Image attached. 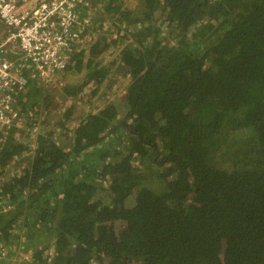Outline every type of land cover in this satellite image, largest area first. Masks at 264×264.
I'll return each instance as SVG.
<instances>
[{
    "label": "trees",
    "instance_id": "obj_1",
    "mask_svg": "<svg viewBox=\"0 0 264 264\" xmlns=\"http://www.w3.org/2000/svg\"><path fill=\"white\" fill-rule=\"evenodd\" d=\"M88 6L0 130L12 264H264V0ZM52 90L67 107L39 119Z\"/></svg>",
    "mask_w": 264,
    "mask_h": 264
},
{
    "label": "built area",
    "instance_id": "obj_2",
    "mask_svg": "<svg viewBox=\"0 0 264 264\" xmlns=\"http://www.w3.org/2000/svg\"><path fill=\"white\" fill-rule=\"evenodd\" d=\"M88 12V0H0L4 26L0 35V130L21 120L14 95L26 88L29 79L48 81L65 67L70 51L82 46L80 32L88 22ZM9 51L18 53V69L16 61L7 57ZM8 256L0 244V260Z\"/></svg>",
    "mask_w": 264,
    "mask_h": 264
},
{
    "label": "rangeland",
    "instance_id": "obj_3",
    "mask_svg": "<svg viewBox=\"0 0 264 264\" xmlns=\"http://www.w3.org/2000/svg\"><path fill=\"white\" fill-rule=\"evenodd\" d=\"M17 61H18V59H17ZM19 67H21L20 65H19ZM79 98H80V96H78ZM75 101H77L76 99H75ZM50 102H52V103H54L53 104V106H52V108L51 109H48V111H46V112H44V113H41V114H36V117L37 116H40V118L39 119H42V117H43V114H47L50 118H52V120H58V118H55V119H53V117H54V114H55V112H54V110H57L55 107H59V108H61V110H64L67 106H65V102H63L62 103V99H59L58 97H57V95H56V93L54 92V90H52V96H51V98H50ZM74 102V101H73ZM54 105H55V107H54ZM41 109L42 108H44L43 106L42 107H40ZM21 113V112H20ZM25 113V112H24ZM33 115L34 114H23V113H21V117H20V121L18 122V125H19V127H23V126H25L24 125V122H30V119L33 117ZM64 122H66L67 121V119H64L63 120ZM56 122V121H55ZM15 247V246H14ZM18 251L17 252H15V253H13V251H11V253H9V256H8V258L6 259V260H3L2 262H4L5 261V264H12V263H15V260H16V258H19L22 254H24L25 253V255L23 256V258H26V257H29L30 258V251H31V247H26L24 250L22 249V246H19L18 247ZM19 260V259H18ZM33 262V261H32ZM28 264V263H27Z\"/></svg>",
    "mask_w": 264,
    "mask_h": 264
},
{
    "label": "crops",
    "instance_id": "obj_4",
    "mask_svg": "<svg viewBox=\"0 0 264 264\" xmlns=\"http://www.w3.org/2000/svg\"><path fill=\"white\" fill-rule=\"evenodd\" d=\"M4 31V26L3 24L0 22V35L1 33ZM7 57L11 60H14L16 61V64H17V69L19 67V62H17V59H18V53L17 52H13V51H9L8 54H7Z\"/></svg>",
    "mask_w": 264,
    "mask_h": 264
},
{
    "label": "bare ground",
    "instance_id": "obj_5",
    "mask_svg": "<svg viewBox=\"0 0 264 264\" xmlns=\"http://www.w3.org/2000/svg\"><path fill=\"white\" fill-rule=\"evenodd\" d=\"M3 211V210H2ZM2 213V212H1Z\"/></svg>",
    "mask_w": 264,
    "mask_h": 264
}]
</instances>
